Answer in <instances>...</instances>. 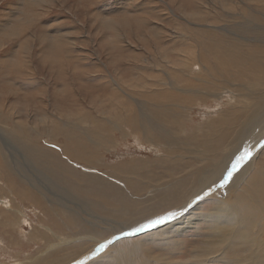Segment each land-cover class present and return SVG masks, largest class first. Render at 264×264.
<instances>
[{
  "label": "bare ground",
  "instance_id": "obj_1",
  "mask_svg": "<svg viewBox=\"0 0 264 264\" xmlns=\"http://www.w3.org/2000/svg\"><path fill=\"white\" fill-rule=\"evenodd\" d=\"M252 12L246 11V15L252 18ZM238 16L244 18V13ZM189 25L188 31L191 30L193 36H186V27H181L182 32L171 48L173 52L164 51L159 57L157 88L146 82L145 73L142 78L146 93L136 91L133 84H129V88H115L114 93H119L113 94L119 95L127 108L122 134L128 138L122 140L137 141L157 151L153 159L142 156L121 166L118 169L121 174H129L124 176L121 187L104 181L83 187L66 178V172L73 171H64L60 167L61 149L66 155H77L88 141L98 146L111 144L107 131L102 133L97 127L95 135V131L84 133L77 127V131L75 128L68 131L64 126V132H67L63 145L55 144L57 149L50 147L49 152L37 141L27 143L22 140L24 150L19 151L18 158L11 152L2 154L0 204L5 202V209L20 220L24 214L18 209L20 206L14 204L28 200L40 207L41 203V211L61 219L63 226L58 230L45 227L54 238L27 258V264H70L74 260L73 264L78 261L82 264H171L167 263L168 256L166 262L164 257L152 254L162 250L163 254L188 251L187 262L181 263V258L176 259L179 263L174 261L173 264H264L261 232L264 223V146L258 144L264 139L258 137L264 128V50L259 46L249 47L247 39L225 27L210 25L207 30L205 23L193 21ZM230 34L233 37H229ZM171 55L174 56L172 59ZM222 97L229 100L221 103L223 109L220 112H207L211 120L190 131L185 128L188 123H193V109L204 107L208 101L220 103ZM251 107L252 111L246 115L245 111ZM255 110L258 111L254 113ZM259 124L263 127L257 128ZM75 133L81 137L77 138ZM245 152L249 153L248 158L222 185L236 158ZM92 153L94 157L100 156V150ZM258 158H261L260 162ZM25 159L47 178L46 182L54 183L55 187L78 199H70L69 204H60L62 199L57 203L54 195L34 184L36 176L30 179L25 175ZM6 190L9 192H2ZM151 192L154 196L147 198L145 194ZM56 205L62 207V214L56 210ZM74 213L79 217L76 218ZM170 213L175 214L171 219L135 231ZM124 231L130 234L120 236ZM106 234L108 236L103 237ZM137 234L141 235L133 237ZM187 234L192 238L187 239ZM107 241L111 243L103 253L97 252L98 256L90 253ZM187 246L189 249H185Z\"/></svg>",
  "mask_w": 264,
  "mask_h": 264
},
{
  "label": "rangeland",
  "instance_id": "obj_2",
  "mask_svg": "<svg viewBox=\"0 0 264 264\" xmlns=\"http://www.w3.org/2000/svg\"><path fill=\"white\" fill-rule=\"evenodd\" d=\"M246 11H253L255 17L247 16ZM263 12L264 0H0V159L7 152L18 158L19 151L24 150L23 142H20L22 140L27 143L30 140L37 141L49 152L50 147L56 148L55 144H59V147L63 145V137L67 132H64L65 127L68 131L77 127L84 133L98 131L97 127L102 133L107 131L106 134L112 140L110 146L103 143L106 144L104 148L102 144L98 146L88 141L77 155H66L61 149L60 167L64 171H73L66 172L70 178L65 177L83 187L94 186L97 181L121 187L124 176L129 174L123 175L118 169L133 161V158L143 156L144 159H153L157 151L137 141H123V137H126L122 134L125 130L123 118L127 108L126 102L119 95L115 97L114 94L119 93H114L115 88H129L128 85L133 84L136 91L146 93L143 73L146 82H151L157 88L159 57L164 51L169 54L173 52L171 48L177 42V35L182 32L181 27H186V36H193V32L188 31L190 21L205 23L207 30L210 25L225 27L231 33H238L247 39L249 47L259 46L264 50ZM240 13H244V18L238 16ZM169 57L172 59L174 56ZM227 100L229 98L222 97L220 103L208 101L204 107L193 109V123H188L185 128L190 131L202 122L211 120L207 112H220L223 109L221 103ZM251 111L252 107L245 114ZM54 123L57 126L52 128ZM120 124L124 128L121 126L119 129L117 126ZM60 125L63 129L59 128ZM263 126L259 124L257 128ZM77 134L74 135L80 138V134ZM263 135L264 128L258 137L263 139ZM258 144L264 146V139L263 142L258 141ZM127 145L131 146L127 148ZM99 150L98 158L90 154ZM230 162L226 165L229 166ZM24 163L25 175L29 178L36 176L34 184L54 195L56 202L62 199L60 204H69L70 199H78L68 191L55 187L54 183L46 182L47 178L30 166L27 159ZM145 196L148 198L154 195L151 192ZM16 205L20 206L18 209L24 214L20 220L5 209V202L0 204V264L29 262L27 258L34 256L43 243L54 238L45 227L51 226L57 230L63 227L61 219L41 211V203L37 207L24 200ZM58 209L62 214V207L56 205ZM76 216L79 217L78 214ZM62 218L67 219L66 216ZM263 226L264 223L261 229L264 237ZM122 234L130 233L124 231L120 236ZM106 236L108 234L103 237ZM186 238L191 239V234H187ZM93 252L90 253L93 255ZM162 252L152 254L164 257V260L169 259L166 262L171 264L174 261L179 263L177 260L181 258V263L187 262L189 257L188 251L178 254ZM98 253L94 256H98Z\"/></svg>",
  "mask_w": 264,
  "mask_h": 264
},
{
  "label": "snow or ice",
  "instance_id": "obj_3",
  "mask_svg": "<svg viewBox=\"0 0 264 264\" xmlns=\"http://www.w3.org/2000/svg\"><path fill=\"white\" fill-rule=\"evenodd\" d=\"M248 156H249V153L245 152L236 158V161L232 164V168L227 172V175L222 180L221 182L222 185L228 182V180L232 177L233 172L237 170L239 164L243 162L244 160H246ZM174 215H175L174 213H170L168 217H161L158 220H151L149 221L148 224L141 225L140 228L136 229L135 231H142L145 228L155 226L157 223H162L164 219H171ZM108 243H111V241H107L106 243L100 244L98 248L96 249V252H102L105 249V247H107ZM93 255H95V253H93ZM77 264H82V262L78 261Z\"/></svg>",
  "mask_w": 264,
  "mask_h": 264
}]
</instances>
